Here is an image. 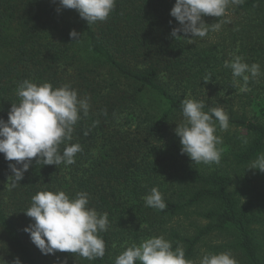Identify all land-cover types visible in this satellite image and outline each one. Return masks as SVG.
Returning <instances> with one entry per match:
<instances>
[{
    "label": "trees",
    "instance_id": "trees-1",
    "mask_svg": "<svg viewBox=\"0 0 264 264\" xmlns=\"http://www.w3.org/2000/svg\"><path fill=\"white\" fill-rule=\"evenodd\" d=\"M174 4L116 0L105 22L89 26L76 10L57 12L52 0H0V118L7 121L26 79L70 85L90 105L69 142L82 146L73 165L33 158L13 188L8 165L16 162L0 154V264L16 258L21 264H115L133 243L160 235L173 249L181 243L189 260L206 249L230 252L238 264H264V173L248 170L264 154V114L252 115L256 101L232 86L231 71L223 67L235 55L264 66V0L230 5L217 36L195 43L183 33L171 37L180 27L170 16ZM73 30L77 41L70 38ZM260 81L249 86L264 87ZM186 98L229 116V129L216 133L222 137L219 165L195 164L180 153L174 130ZM260 106L264 112V101ZM153 187L162 193L163 211L145 206ZM39 191H64L70 198L88 193V207L108 214L109 228L99 233L103 258L41 254L23 231L32 223L23 212Z\"/></svg>",
    "mask_w": 264,
    "mask_h": 264
},
{
    "label": "clouds",
    "instance_id": "clouds-1",
    "mask_svg": "<svg viewBox=\"0 0 264 264\" xmlns=\"http://www.w3.org/2000/svg\"><path fill=\"white\" fill-rule=\"evenodd\" d=\"M58 3L56 9L76 10L80 18L88 25L105 22L116 6V0H52ZM243 0H175L170 16L175 18L180 27L174 28L171 37L178 40L183 33L189 43L196 38H205L210 31H218L222 20L228 14L230 5L242 4ZM217 17L219 22L208 25L203 17ZM171 24V21L169 22ZM70 38L81 37L75 30ZM224 68L229 69L233 78V87L241 92L250 91V80L262 75L260 65L244 62L242 56L235 55L224 61ZM211 80L206 77L205 83ZM16 95L19 103L12 104L7 121L0 118V154H3L8 167L13 173L11 187L24 178L32 165L33 158L43 165L66 167L75 163V156L82 152L78 143L70 144L74 126L89 113L87 98L78 99L77 91L70 85L53 88L50 83L37 85L24 80L18 85ZM203 101L186 98L180 103L182 121L175 128L179 137L181 155H187L195 164L219 165L222 156V137L216 135L217 129L227 131L230 127L229 116L221 107H210L205 111ZM87 134V133H85ZM244 144L248 143L245 139ZM64 145L63 151L60 146ZM20 165V167H17ZM248 170L264 173V154L253 160ZM20 184V183H19ZM145 206L160 211L167 205L162 193L153 187L143 197ZM89 197L86 192L76 193L70 198L64 191H39L31 199L30 207L23 212L32 223L23 229L31 242L43 255H55L67 252L88 260L103 258L106 245L99 233L109 228L108 214L98 213L88 207ZM5 264V262H4ZM13 264H21L19 258ZM115 264H238L230 252L212 253L201 250L197 261L185 258L181 243L173 249V243L163 235L147 238L139 245L133 243L115 259Z\"/></svg>",
    "mask_w": 264,
    "mask_h": 264
},
{
    "label": "rangeland",
    "instance_id": "rangeland-1",
    "mask_svg": "<svg viewBox=\"0 0 264 264\" xmlns=\"http://www.w3.org/2000/svg\"><path fill=\"white\" fill-rule=\"evenodd\" d=\"M216 18L217 17L207 16V17H203V20L206 24L212 25L214 23L219 22ZM220 28H222V24H221ZM218 31H210L208 33V35L205 38H203L202 40H207V41L213 40V38H215L217 36ZM260 68H261L262 75L259 76L257 79H261L260 82H262V81H264V66H260ZM257 81L259 82V80H257ZM248 87L250 89V91H248V95H249L248 99L249 100L251 99L252 102L256 101V103H257V107H255L254 109H251L249 106V109L252 111V115H255V117H257L258 113L264 114L263 111H258L262 107V106H260V103H262L264 101V87L260 84L255 85L254 88H251V86H249V84H248ZM260 88L263 89V91H261ZM243 93H246V92H243Z\"/></svg>",
    "mask_w": 264,
    "mask_h": 264
}]
</instances>
